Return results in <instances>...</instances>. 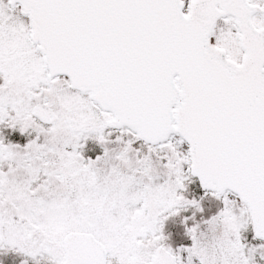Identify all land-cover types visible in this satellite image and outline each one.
Masks as SVG:
<instances>
[{
  "label": "snow or ice",
  "instance_id": "snow-or-ice-1",
  "mask_svg": "<svg viewBox=\"0 0 264 264\" xmlns=\"http://www.w3.org/2000/svg\"><path fill=\"white\" fill-rule=\"evenodd\" d=\"M0 264H264V0H0Z\"/></svg>",
  "mask_w": 264,
  "mask_h": 264
}]
</instances>
